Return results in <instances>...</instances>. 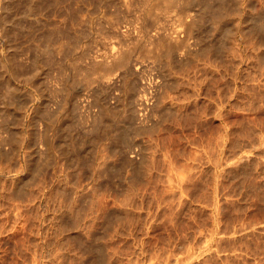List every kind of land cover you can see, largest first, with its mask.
Instances as JSON below:
<instances>
[{"label": "rangeland", "instance_id": "1", "mask_svg": "<svg viewBox=\"0 0 264 264\" xmlns=\"http://www.w3.org/2000/svg\"><path fill=\"white\" fill-rule=\"evenodd\" d=\"M146 1L0 0V264H264V31Z\"/></svg>", "mask_w": 264, "mask_h": 264}, {"label": "bare ground", "instance_id": "2", "mask_svg": "<svg viewBox=\"0 0 264 264\" xmlns=\"http://www.w3.org/2000/svg\"><path fill=\"white\" fill-rule=\"evenodd\" d=\"M103 1V0H102ZM187 1V2H186ZM197 1V0H196ZM201 2L203 1V0H200ZM206 1V0H205ZM220 1V0H219ZM242 1H244L243 2V6L241 7V8H243V9H240V11L241 12H236V9H238V7H237V5H236V0H221L220 1V4H217L219 7H217L218 8V13H216L217 15L219 14L220 15V12H221V17H220V19H218L217 20V18H218V16L217 15H215V12L217 11V10H214V9H212V10H214V11H212L211 10V7H213V5L210 7L209 5H207L206 4V6L205 5H201L202 7H200V8H202V12H201V14H205L206 16H207V18H208V16L209 15H213V12H214V15L217 17H215V16H212V18H211V16H209V20H206V21H209V25H210V23L212 22V21H210V18L213 20V18L215 17V19L218 21L217 22V26H218V28L217 29H219L220 31H221V34H222V36L224 37V38H222V39H225V41L227 42V38H229V37H231L232 36V34L233 33H236V28L235 27H233L232 25H231V23H230V21H229V17L231 16V15H233L235 12L236 13H238L237 15H236V13L234 14V16L238 19L239 18V20H242V19H245V23H246V25H244V26H242V25H238V27H237V32H238V37H239V40H238V42L235 44L234 43V41H232V40H230V41H232L233 42V45H236V46H238V49L239 50H241V51H245L246 52V48L248 47L247 46V42H246V40L247 39H245V37H249L250 38V36L249 35H247L252 29H254L255 31H257L258 33H260V34H262V31H264V0H242ZM257 1H259V8H257V5H258V2ZM180 2H182V0H147L146 1V3H145V5H143V6H145V10L144 11H142V12H144V13H142V14H144L147 18H155V21L154 22H157V20H158V18H160L159 16H161V13H162V11H170L171 9H173V7H174V9H173V11L175 10L176 11V9L178 10L179 8H178V6L180 7V8H184L183 10H185V7L184 6H182V5H184V2H185V4H187V5H189V3H191V5H193V4H195L196 2H195V0L194 1H191V2H189L188 0H183V4L182 5H178V4H180ZM189 2V3H188ZM192 2H194L193 4H192ZM200 2V3H201ZM213 2V1H212ZM57 3V2H56ZM137 3V2H136ZM144 3V2H143ZM142 3V4H143ZM238 3V2H237ZM197 4H198V1H197ZM216 5V4H215ZM182 6V7H181ZM239 6V5H238ZM175 7H177L176 9H175ZM189 7V6H188ZM215 7V6H214ZM237 7V8H236ZM199 8V9H200ZM129 10V9H128ZM239 10V9H238ZM136 11V10H135ZM173 11H171V12H173ZM163 12V13H164ZM171 12H165L166 14H168V13H171ZM179 12V11H178ZM185 12H186V10H185ZM138 13V12H137ZM162 13V14H163ZM177 13V12H176ZM165 15V14H164ZM199 15H200V11H199ZM206 16H205V18H206ZM234 16H232V17H234ZM182 17V16H181ZM184 17V16H183ZM200 17H201V19H202V15H200ZM204 17V16H203ZM234 17V18H235ZM204 18V19H205ZM144 19V18H143ZM157 19V20H156ZM214 19V20H215ZM251 19L252 20H256V21H260V23H257V22H255V21H253L254 22V24L253 25H251L248 21H251ZM145 20H146V18H145ZM147 20H149V19H147ZM151 20V19H150ZM149 20V21H150ZM191 20V19H190ZM85 21V20H84ZM149 21H146L147 23L149 22ZM153 21V20H152ZM151 21V22H152ZM186 21V20H185ZM204 21V20H203ZM238 21V20H237ZM77 22V21H76ZM160 22V21H159ZM196 22V21H195ZM199 22H202V20H200V21H198V23ZM252 22V21H251ZM252 22V23H253ZM207 23V22H206ZM87 24V23H86ZM202 24V23H201ZM208 24V23H207ZM240 24V23H239ZM75 25V24H74ZM151 25V24H150ZM149 25V26H150ZM154 25V23L152 24V26ZM156 25V24H155ZM157 25H158V23H157ZM198 25V24H197ZM209 25H207V27L209 26ZM214 25V22H213V24L211 25V27ZM236 25V24H235ZM215 26H216V24H215ZM215 26H213L214 27V29L216 28ZM156 27V26H155ZM200 27V26H199ZM205 27H206V25H205ZM212 27V28H213ZM198 28V27H197ZM59 29V28H58ZM147 29V28H146ZM200 29V28H199ZM209 29H210V27H209ZM209 29H208V31H209ZM148 30H149V27H148ZM203 30V29H202ZM205 30V29H204ZM203 30V31H204ZM202 31V32H203ZM207 31V33L208 34H211V33H209ZM201 32V31H200ZM201 32V33H202ZM211 32V31H210ZM252 32V31H251ZM254 32V31H253ZM52 33V32H51ZM60 34V33H59ZM203 34V33H202ZM204 34H206V32L204 33ZM207 34V35H208ZM250 34V33H249ZM160 35H162V34H160ZM206 35V36H207ZM215 35V34H214ZM213 35V36H214ZM247 35V36H246ZM48 36V35H47ZM74 36V35H73ZM203 36V35H202ZM210 36V35H209ZM216 36V35H215ZM220 36V35H219ZM158 37H160V36H158ZM261 37V36H260ZM79 38H81V37H79ZM203 38H204V36H203ZM220 38V39H221ZM157 39V38H156ZM230 39H232V38H230ZM262 38H260L258 41H260ZM229 40V39H228ZM236 40V39H235ZM58 41H60V40H58ZM71 41V40H70ZM222 41H224V40H222ZM229 41V42H230ZM222 44V43H221ZM225 44H227V43H225ZM260 44V43H259ZM250 45V44H249ZM255 45H256V43H255ZM255 45H253V46H255ZM221 46V45H220ZM258 46H260V48L258 47ZM221 47H223L224 48V46H221ZM257 47H258V51L262 54V56H260L261 58H259L258 57V61H259V63H261L262 65L264 64V40L262 39L261 40V44L260 45H257ZM251 49V48H250ZM40 50V49H39ZM53 50V49H52ZM249 50V49H248ZM256 50H257V48H256ZM41 51H42V49H41ZM56 52H57V50H56ZM217 53V52H216ZM52 55V54H51ZM50 56V55H49ZM243 56V55H242ZM253 56V55H252ZM52 60V59H51ZM247 60V59H246ZM211 64V63H210ZM212 66H214V65H212ZM262 68V67H261ZM104 107V106H103ZM111 109V108H110ZM69 111V110H68ZM108 111V110H107ZM111 111V110H110ZM103 112V111H102ZM112 112V111H111ZM108 114V113H107ZM45 115V114H44ZM60 115V114H59ZM105 115V114H104ZM103 116V115H102ZM109 116H110V114H109ZM104 117V116H103ZM75 118V117H74ZM102 118V117H101ZM110 118V117H109ZM111 118H112V116H111ZM62 119V118H61ZM106 121V120H105ZM111 120H109V122H110ZM101 123V122H100ZM102 123H105L104 122V120H102ZM114 123V122H113ZM54 124V123H53ZM93 125H95V124H93ZM104 125V124H103ZM111 125H112V122H111ZM115 126V125H114ZM73 127V126H72ZM93 128H94V126H92ZM103 127H106V126H103ZM108 128V127H107ZM49 129V128H48ZM51 129V128H50ZM49 129V130H50ZM106 129V128H105ZM88 130V129H87ZM113 130V129H112ZM66 131V130H65ZM93 131V130H92ZM124 132V131H123ZM100 134V133H99ZM102 134V133H101ZM108 134H109V132H108ZM120 134V133H119ZM20 135V134H19ZM63 135V134H62ZM93 135V134H92ZM117 135V134H116ZM123 135V134H122ZM121 134L119 135V136H122ZM56 136V135H55ZM118 136V135H117ZM22 137V136H21ZM72 137V136H71ZM92 137V136H91ZM123 137V136H122ZM20 139V138H19ZM81 139V138H80ZM84 139V138H83ZM83 139H81V140H83ZM122 139V138H121ZM76 140V139H75ZM74 140V142H76ZM90 140H91V138H90ZM60 141V140H59ZM85 141H87V140H85ZM19 142V141H18ZM58 143V142H57ZM64 143V142H63ZM63 143L61 144V145H63ZM70 143H71V140H70ZM77 145L80 143V140H79V142H78V140H77ZM83 143H84V140H83ZM21 144V143H20ZM56 144V143H55ZM67 144V143H66ZM81 144V143H80ZM65 145V144H64ZM64 145H63V147H62V150L63 149H70L69 151L71 152H69L68 150H66V153H67V151L71 154V155H73L72 154V151L74 152V155L76 154V152L78 151V150H80V147H79V149H78V147H77V145H75L74 143H72L71 145L70 144H68V145H66L65 146V148H64ZM54 146V145H53ZM79 146V145H78ZM128 146V145H127ZM61 148V147H60ZM82 149V148H81ZM58 150H59V148H58ZM65 150H64V153H65ZM59 152V151H58ZM78 153H81V152H78ZM77 153V154H78ZM76 154V155H77ZM108 154V153H107ZM56 155V154H55ZM46 156V155H45ZM79 156V155H78ZM96 156V155H95ZM102 156V155H101ZM47 157V156H46ZM81 157V156H80ZM125 157H127V156H125ZM77 158V157H76ZM106 159V158H105ZM127 159H128V157H127ZM46 160V159H45ZM49 160V159H48ZM83 161V160H82ZM93 161V160H92ZM139 161V160H138ZM52 162V161H51ZM143 162V161H142ZM48 163V162H47ZM50 163V162H49ZM49 163L48 164H46V165H49ZM97 163V162H96ZM101 164V163H100ZM39 165V164H38ZM43 165V164H42ZM40 166V165H39ZM97 166V165H96ZM126 166V165H125ZM142 166V165H141ZM50 167V166H49ZM103 167V166H102ZM39 168V167H38ZM36 169H37V167H36ZM3 170V169H2ZM136 170V169H135ZM41 172V171H40ZM44 172V171H43ZM32 173H34V170L32 171ZM37 173V172H36ZM107 175V174H106ZM68 180V179H67ZM110 181V180H109ZM40 183H42V182H40ZM66 183V182H65ZM101 183V182H100ZM44 184V183H43ZM17 193H19V191L17 192ZM33 195V194H32ZM66 201V200H65ZM111 215V214H110ZM116 215V214H115ZM109 220V219H108ZM83 233V232H82ZM93 234V233H92ZM92 243H94V242H92ZM86 245V244H85ZM89 247V246H88ZM92 247H94V246H91V247H89L90 248V250L91 249H93L94 251H96L95 250V247L94 248H92ZM97 247V246H96ZM107 247V246H106ZM86 249V248H85ZM99 250V249H98ZM97 250V251H98ZM96 251V252H97ZM87 254V253H86ZM93 254H94V252H93ZM93 256V255H92ZM84 257V256H83ZM93 259V258H92ZM96 260V259H95ZM110 260V259H109ZM111 261V260H110ZM100 263V262H99ZM105 263V262H104Z\"/></svg>", "mask_w": 264, "mask_h": 264}]
</instances>
